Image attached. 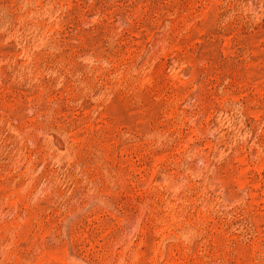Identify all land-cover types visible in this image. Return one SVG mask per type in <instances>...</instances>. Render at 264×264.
Segmentation results:
<instances>
[{
  "label": "rangeland",
  "instance_id": "obj_1",
  "mask_svg": "<svg viewBox=\"0 0 264 264\" xmlns=\"http://www.w3.org/2000/svg\"><path fill=\"white\" fill-rule=\"evenodd\" d=\"M0 264H264V0H0Z\"/></svg>",
  "mask_w": 264,
  "mask_h": 264
}]
</instances>
